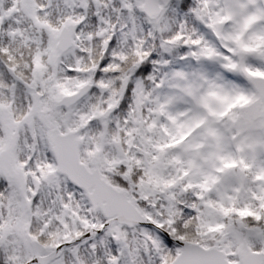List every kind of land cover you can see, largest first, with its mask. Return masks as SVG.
I'll return each instance as SVG.
<instances>
[{
    "label": "snow or ice",
    "instance_id": "1",
    "mask_svg": "<svg viewBox=\"0 0 264 264\" xmlns=\"http://www.w3.org/2000/svg\"><path fill=\"white\" fill-rule=\"evenodd\" d=\"M0 264H264V0H0Z\"/></svg>",
    "mask_w": 264,
    "mask_h": 264
}]
</instances>
